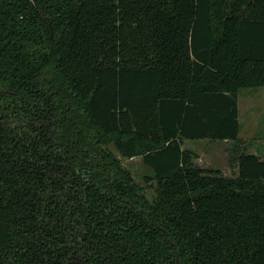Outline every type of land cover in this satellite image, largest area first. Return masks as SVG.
<instances>
[{"label":"trees","instance_id":"trees-1","mask_svg":"<svg viewBox=\"0 0 264 264\" xmlns=\"http://www.w3.org/2000/svg\"><path fill=\"white\" fill-rule=\"evenodd\" d=\"M260 87L264 0H0V264H264V159L184 147Z\"/></svg>","mask_w":264,"mask_h":264},{"label":"rangeland","instance_id":"rangeland-1","mask_svg":"<svg viewBox=\"0 0 264 264\" xmlns=\"http://www.w3.org/2000/svg\"><path fill=\"white\" fill-rule=\"evenodd\" d=\"M239 109L241 133L238 142L208 139L184 141V147L196 153V165L219 169L226 176L232 177L238 174L236 161L241 152L255 153L264 159V87L242 90ZM116 155L119 157V154ZM122 164L145 187V193L151 199L153 189L143 180L144 175L151 174L150 170L142 165L140 158L123 160Z\"/></svg>","mask_w":264,"mask_h":264},{"label":"crops","instance_id":"crops-1","mask_svg":"<svg viewBox=\"0 0 264 264\" xmlns=\"http://www.w3.org/2000/svg\"><path fill=\"white\" fill-rule=\"evenodd\" d=\"M225 141H227V140H225ZM255 154V153H254Z\"/></svg>","mask_w":264,"mask_h":264},{"label":"flooded vegetation","instance_id":"flooded-vegetation-1","mask_svg":"<svg viewBox=\"0 0 264 264\" xmlns=\"http://www.w3.org/2000/svg\"><path fill=\"white\" fill-rule=\"evenodd\" d=\"M177 264H178V262H177Z\"/></svg>","mask_w":264,"mask_h":264}]
</instances>
